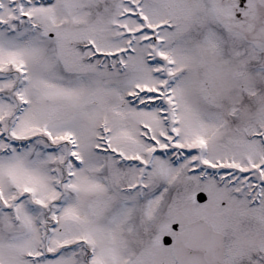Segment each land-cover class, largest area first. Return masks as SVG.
<instances>
[{
    "label": "snow or ice",
    "instance_id": "obj_1",
    "mask_svg": "<svg viewBox=\"0 0 264 264\" xmlns=\"http://www.w3.org/2000/svg\"><path fill=\"white\" fill-rule=\"evenodd\" d=\"M0 264H264V0H0Z\"/></svg>",
    "mask_w": 264,
    "mask_h": 264
}]
</instances>
